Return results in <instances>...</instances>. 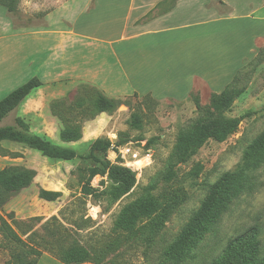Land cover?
<instances>
[{"label": "rangeland", "instance_id": "1", "mask_svg": "<svg viewBox=\"0 0 264 264\" xmlns=\"http://www.w3.org/2000/svg\"><path fill=\"white\" fill-rule=\"evenodd\" d=\"M13 1V12L0 5V98L32 77H37L42 86L55 78L70 82L67 76L51 77L61 72L55 69L58 64L48 59L61 38L69 48L85 55L89 52L96 61H110L111 53L106 51V45L91 37H120L126 11L123 0L117 3L99 0L98 5L96 0ZM212 1L221 10L220 15L225 16L223 11L230 8ZM228 1L234 7L232 13L226 14L231 18L218 21L212 16L211 32L206 35L210 37L212 55L210 63L206 59V84L195 80L187 96L156 99L131 95L119 98L120 103L111 112L97 113L91 87L59 83L53 86L44 105L43 110L49 111L45 122L39 123L43 116L29 125L40 128L37 133L40 136L73 149L77 155L85 154L99 137L131 141L141 156L148 151L150 159L141 157L133 163L135 168H129L134 173L135 183L117 200H113L117 184L106 176L95 175L90 180L95 194H82L87 170L97 166L90 159L49 158L19 143H0V169L23 166L36 171L32 183L0 208V215L24 242L29 237L32 244L35 242L41 252L36 264H66L49 252L55 247L52 239L56 237L77 241L90 249L92 255L101 251L98 264H209L221 255L228 239L248 227L259 229V249L261 255L264 254L263 160L249 174L250 187L231 202L192 250L190 258L174 263L167 256L168 247L200 206L210 186L223 172L234 170L240 164L247 147L264 131V3L263 0ZM107 6H112V10H107ZM251 12L256 13L254 18L248 15ZM99 26L105 29L113 26L114 33L100 30ZM71 30L85 32L83 34L90 37L76 38L69 34ZM142 42H118L115 49L123 58L122 50L126 53L130 49L143 51ZM261 51L262 57L256 60ZM245 57L241 66V59ZM193 62L195 65L190 63L189 70L199 72L201 64L197 59ZM52 65L55 67L51 68ZM238 69H242L238 79L242 92L225 113L239 118L236 131L222 142L207 140L193 154L179 160L175 150L178 135L187 131L199 117L195 98L201 108H210L213 94L222 91ZM179 78L183 80V75ZM185 86L187 88L188 84L182 87ZM52 100L58 101L60 118L47 107ZM12 112L2 124L14 123L16 116ZM133 114L140 120L138 128L130 125ZM75 124L81 128V138L62 142L60 130ZM113 157V151L108 149L105 158L112 162ZM118 162L119 159L114 158L113 163ZM40 188L60 191L61 196L55 201H45L38 196ZM147 196L158 201V211L138 223L133 231L119 230L115 221L122 209ZM152 222H157L158 229L152 230ZM20 251V247L6 240L0 232V264L12 263L13 255ZM28 259H34V255Z\"/></svg>", "mask_w": 264, "mask_h": 264}, {"label": "trees", "instance_id": "2", "mask_svg": "<svg viewBox=\"0 0 264 264\" xmlns=\"http://www.w3.org/2000/svg\"><path fill=\"white\" fill-rule=\"evenodd\" d=\"M14 3L13 0H0V5L4 6L8 12L15 10ZM220 3L222 4V2ZM260 57H262V51L259 52L255 59H260ZM242 69L237 71L231 82L222 91L213 94L210 108H201L197 98H195L199 117L187 131L178 135L175 150L179 160H183L193 154L207 140L222 142L236 131L239 125V118L227 116L225 113L234 99L242 92L238 80ZM41 84L38 78L32 77L0 99V123L10 112L18 107L33 89L41 86ZM80 84H85L93 90L95 94L94 108L97 113L111 112L120 103L119 99L105 96L92 85ZM133 95L137 96V94ZM50 110L52 114L60 118L61 111L58 109L57 100L50 102ZM130 125L135 128L140 126V120L134 114L131 116ZM59 138L62 142L78 141L81 138L80 126L75 124L63 127L60 130ZM1 141L25 145L49 158L71 160L78 156L81 159H90L96 162L97 166L87 170V179L82 184L81 192L84 196L95 194V189L90 186V180L95 175L106 176L108 180L117 184V188L113 193V200H117L129 192L135 183L134 173L129 168L114 164L105 158L111 145V141L108 138H96L85 154L77 155L73 149L53 144L48 139L31 133L28 124L22 118L15 117L13 124L0 126V143ZM116 142L118 144L125 143L124 140L118 138ZM100 154L103 157H100ZM263 160L264 131L247 147L240 164L234 170L223 172L210 186L200 206L168 247L167 256L172 262L179 263L190 258L192 250L204 235L210 231L231 202L250 187L249 174ZM35 175L36 171L34 169L23 166H4L1 168L0 208L13 195L27 188L32 183ZM38 196L45 201H55L61 196V192L40 188ZM158 208L159 203L153 197L147 196L138 199L122 209L115 221V226L121 231H133L142 220L152 217L158 211ZM52 220L57 221L56 217H52ZM57 226L62 227L61 224ZM157 226V222H152V230L158 229ZM0 232L6 240L21 249L20 252H16L13 255L14 260L10 264H36V259L41 255V252L35 247V242L33 241L34 243L32 244V241H29L31 240L30 237L24 242L1 215ZM258 236L259 229L257 227L246 228L241 233L228 239L221 255L210 261L209 264H264V254L261 255ZM52 241L55 243V247L49 249V252L55 254L63 263L90 264V262H94L98 264L101 262V251L92 255L90 249L78 244L77 241H65L60 237L53 238ZM33 255L34 259H28V257Z\"/></svg>", "mask_w": 264, "mask_h": 264}, {"label": "crops", "instance_id": "3", "mask_svg": "<svg viewBox=\"0 0 264 264\" xmlns=\"http://www.w3.org/2000/svg\"><path fill=\"white\" fill-rule=\"evenodd\" d=\"M103 1L117 3L118 0ZM214 1L218 5L230 8L223 12L232 13L234 7L229 4L228 0ZM123 2L126 5V11L120 37H114V39L91 37L106 45V51L111 53L110 61H96L92 54L89 56V52L88 55H85L78 49L69 48L66 41L61 38L54 47V52L51 50L48 57L53 60V63L58 64L59 67L55 69L59 68L61 72L51 77L67 76L71 81L63 82L55 78V80H48L46 85L42 86L41 84L33 89L12 112L16 117L22 118L28 126L33 125L34 119L43 116L44 118L39 123L45 122L46 114L49 111L43 110L44 105L51 96L53 86L59 83L75 85L86 83L99 89L105 96L115 99L133 94H137V96L150 95L156 99L181 98L180 95L187 96L190 93L195 80L206 84V59L210 63L212 56L210 37L206 38V35L211 32L212 16H215L218 21L228 20L231 17L226 14L225 16L220 15L221 10L213 5L212 0H123ZM96 4H99V0H96ZM112 8V6H107V10H112ZM50 12L46 14V17L51 14ZM255 14L251 12L248 15L250 18H254ZM99 28L114 33L113 26L107 29L103 26H99ZM83 33L85 32L75 33L73 30L69 32L70 35L79 39L90 37ZM139 40L143 41V51L140 53L136 49H130L127 53L126 50H122L124 56L122 58L115 49V44L118 42L130 43ZM56 49L59 50L56 51ZM252 51L255 50L252 49ZM202 57L204 60H199ZM75 58L76 61H74ZM193 59H197L198 64H201L199 72L195 73L189 70L190 63L195 65ZM244 59L246 57L241 59V66ZM54 67L55 65L51 66V68ZM181 75H183V80L179 78ZM182 83L188 84V87H182ZM47 107L50 110V104ZM6 118L1 121L0 126L10 125L2 124ZM29 131L39 135L37 133H40L41 129L29 126Z\"/></svg>", "mask_w": 264, "mask_h": 264}, {"label": "built area", "instance_id": "4", "mask_svg": "<svg viewBox=\"0 0 264 264\" xmlns=\"http://www.w3.org/2000/svg\"><path fill=\"white\" fill-rule=\"evenodd\" d=\"M110 141L111 145L109 149L113 151V161L114 158L119 159L118 164L121 166H125L127 168H135L133 164L135 160L145 156L150 159V153L148 151H146V154L141 156L140 151L135 148V145L131 141L125 142L123 144H118L116 142L117 140L110 139Z\"/></svg>", "mask_w": 264, "mask_h": 264}]
</instances>
